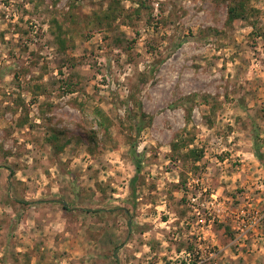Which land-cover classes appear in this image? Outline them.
I'll list each match as a JSON object with an SVG mask.
<instances>
[{"label":"rangeland","instance_id":"obj_1","mask_svg":"<svg viewBox=\"0 0 264 264\" xmlns=\"http://www.w3.org/2000/svg\"><path fill=\"white\" fill-rule=\"evenodd\" d=\"M116 7L0 0V264H264V0Z\"/></svg>","mask_w":264,"mask_h":264},{"label":"trees","instance_id":"obj_2","mask_svg":"<svg viewBox=\"0 0 264 264\" xmlns=\"http://www.w3.org/2000/svg\"><path fill=\"white\" fill-rule=\"evenodd\" d=\"M122 0H112V8H117L116 6L120 4ZM240 7H243L242 11L239 13L237 7H231L229 9V16L231 18V20H233L234 18H236L237 16H244L245 11H244V4H241ZM105 20L107 18V16L104 17ZM101 125H104V122L101 121ZM143 130V125L142 123L137 125V135L141 134V131ZM255 141H254V145H253V151H254V155L256 156V158L259 160V162L264 166V153L262 151V146L259 143V134L258 131H255ZM138 142H134L132 144V149H131V155H132V159L134 161V165L136 168V176L133 178L132 182V194L135 195V185L139 180V177L142 173L144 164H143V156L141 155V153L138 151Z\"/></svg>","mask_w":264,"mask_h":264}]
</instances>
